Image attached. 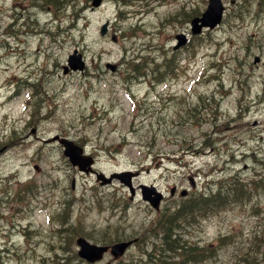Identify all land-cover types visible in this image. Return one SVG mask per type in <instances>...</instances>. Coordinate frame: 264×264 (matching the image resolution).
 Instances as JSON below:
<instances>
[{
	"label": "rangeland",
	"instance_id": "1",
	"mask_svg": "<svg viewBox=\"0 0 264 264\" xmlns=\"http://www.w3.org/2000/svg\"><path fill=\"white\" fill-rule=\"evenodd\" d=\"M207 1L186 0L196 12ZM223 1L219 30L178 51L182 68L175 77L152 83L129 75L124 58L150 52L153 61L165 59L175 34L163 24L165 9L185 0H141L162 6L150 15L121 0L99 7L92 0H0V264L112 261L110 254L97 263L83 260L76 237L103 242L152 229L158 211L143 199V186L165 194L164 212L208 191L209 180L229 177L243 183V192L205 216L178 221L176 231L204 254L189 264H264V161H256L258 154L264 159V0L258 18L242 26L235 15H245L246 2L238 9L242 0ZM246 45H253L252 56L242 51ZM76 49L86 64L66 72ZM193 105L199 112L208 106L203 124H191ZM238 110L245 115L234 126ZM215 129L225 130L218 135L223 140L206 145L202 132ZM55 133L84 146L95 156V170L107 176L137 171L134 193L116 177L102 184L95 173L72 166L61 144L46 141ZM143 247L133 245L114 264H130Z\"/></svg>",
	"mask_w": 264,
	"mask_h": 264
},
{
	"label": "trees",
	"instance_id": "2",
	"mask_svg": "<svg viewBox=\"0 0 264 264\" xmlns=\"http://www.w3.org/2000/svg\"><path fill=\"white\" fill-rule=\"evenodd\" d=\"M46 1H49L50 3L61 4L63 0ZM133 61L134 60L132 58L130 62L132 63ZM145 62L147 65H149V69L142 72V68L144 69L146 67H143L142 63L137 62L133 64L134 70L144 74L149 70L155 78L160 79L163 72L160 71L161 69L159 64L156 65L153 60L150 63L148 58L145 59ZM162 67L166 71L170 70L172 68L171 59L166 60V63H164ZM233 182L234 183L228 182L229 184L226 185L224 190L225 195L217 193L212 194L210 197H194L187 201V203H189L188 205H182L180 209L172 212L169 210L166 214L162 215L160 219L156 221V224H153V226L158 227L157 231L153 233L154 237L151 238L153 246L152 251H146V253H142L138 258L141 263L136 262L133 264H189L191 262L201 261L203 259L201 256V249L196 245H189L187 241L182 239L180 234H178L175 230L177 227L181 226L180 222L178 221H180V219L182 221H187V218L190 216L189 214L206 213L210 210L209 208H215L217 204L221 206L222 202H224L226 199H229V195L231 193L234 194L238 189L239 186L235 185L237 182ZM145 257L147 259L143 260Z\"/></svg>",
	"mask_w": 264,
	"mask_h": 264
},
{
	"label": "water",
	"instance_id": "3",
	"mask_svg": "<svg viewBox=\"0 0 264 264\" xmlns=\"http://www.w3.org/2000/svg\"><path fill=\"white\" fill-rule=\"evenodd\" d=\"M102 0H93L92 3L94 6H98ZM223 6L221 3V0H210L209 8L203 13L201 17H195L193 20V32L198 33L201 31V28L203 25H210L214 26L216 25L222 16ZM107 30V22L102 25L101 33L104 34ZM179 43L178 46L181 44H184L186 42V37L184 34H179ZM258 57H256V60ZM69 64L73 68H82L84 63L81 60V55L78 54L76 51L73 54H70L69 56ZM61 143L65 146V154L69 156L70 161L75 165L78 164L81 169H84L86 171H89L92 169L91 164L94 161L93 157L89 154H85L83 152V148L75 143L73 140L67 138V137H61L60 138ZM132 172H118L113 173L111 177L106 178L103 174L99 175V177L103 178V182L110 181L112 177H118L123 182L127 183L133 192V187L131 184V175ZM156 193L154 196L151 194V191ZM143 196L145 199H149V201L152 203L153 206L156 208L159 207V201L161 199V193L155 192L154 188H148L147 186H143ZM132 241H119L115 242L110 246L111 253L118 257L124 253L127 246ZM77 243L80 246L79 254L90 261H95L98 259H101L103 257V254L106 250H108L107 245H98L95 243L90 242L85 237L80 236L77 238ZM106 264H111L110 262H107Z\"/></svg>",
	"mask_w": 264,
	"mask_h": 264
},
{
	"label": "bare ground",
	"instance_id": "4",
	"mask_svg": "<svg viewBox=\"0 0 264 264\" xmlns=\"http://www.w3.org/2000/svg\"><path fill=\"white\" fill-rule=\"evenodd\" d=\"M71 200V199H70ZM70 202V201H69ZM75 203V202H74ZM67 204V203H66ZM69 204V203H68ZM71 205V204H70ZM66 207H67V205H66ZM65 208V207H64ZM160 219V218H159ZM164 222V221H163ZM156 223V222H155ZM158 225V224H157ZM161 227V226H160ZM177 227V226H176ZM161 229V228H160ZM174 230V229H173ZM176 230V229H175ZM170 233V232H169Z\"/></svg>",
	"mask_w": 264,
	"mask_h": 264
}]
</instances>
